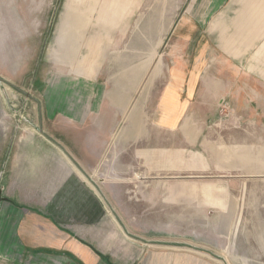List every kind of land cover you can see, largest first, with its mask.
Segmentation results:
<instances>
[{
    "label": "rangeland",
    "instance_id": "374dc122",
    "mask_svg": "<svg viewBox=\"0 0 264 264\" xmlns=\"http://www.w3.org/2000/svg\"><path fill=\"white\" fill-rule=\"evenodd\" d=\"M108 2L101 0L83 26L77 0H0V108L14 132L38 123L51 80L63 76L64 94L75 99L86 83L96 85L99 103L116 113L117 136L132 137V150L180 156L175 180L170 171L147 178L150 188L154 181L181 186L179 204L167 189L164 203L150 204L149 216L163 217L153 220L160 231L149 237L167 256L180 252V264H264V108L242 113L220 95L222 46L264 52V0H122L124 17L111 31L102 27ZM233 67L239 85L252 87L258 83L245 76L264 72V56ZM171 89L175 102L159 109L162 91ZM157 116L172 128L156 127ZM244 120L255 126L237 129ZM238 132L255 136L246 141L255 142L258 167L222 175V151L227 155ZM3 253L0 264H19Z\"/></svg>",
    "mask_w": 264,
    "mask_h": 264
},
{
    "label": "crops",
    "instance_id": "0c3cea01",
    "mask_svg": "<svg viewBox=\"0 0 264 264\" xmlns=\"http://www.w3.org/2000/svg\"><path fill=\"white\" fill-rule=\"evenodd\" d=\"M84 1L77 0L76 10L83 18L78 24L83 26L100 8L101 0ZM123 10L122 0H109L102 6L106 17L102 27L114 30L122 22ZM222 47L227 61L221 97H229L242 113L264 108V94L257 86L264 81V72L245 76L244 81L257 85L248 87L241 82L240 86L241 75L233 67L257 64L264 52L255 53L254 47L245 52L237 45ZM77 75L84 76L83 72ZM83 89L75 99L74 94H64L63 76L51 80L39 105L38 123L21 128L18 134L5 107L0 108L4 114L0 118L3 254L19 258V264L26 258L29 264H166L171 256V264H180V252L167 256L158 238L149 237L150 232L159 234L158 223L153 220L163 216H149L148 208L160 199L165 202L166 189L173 194L172 203L177 200L179 204L181 186L172 183L166 188L154 181L150 188L147 184L150 174L154 178L160 171H170L175 180L181 172L180 156L164 150H132V137L117 136L116 113L99 103L96 85L86 83ZM176 96L175 89L162 91L159 109L173 104ZM166 122L157 116L155 126L172 128V123ZM254 122L235 124L237 129H250ZM246 136L255 138L238 132L236 141L227 142V155L222 151L220 163L222 175L230 168L258 167L255 142L246 141ZM245 153L251 162H245ZM175 160L178 163L172 164ZM247 174L252 176L253 172ZM150 241H154L152 245Z\"/></svg>",
    "mask_w": 264,
    "mask_h": 264
},
{
    "label": "water",
    "instance_id": "95a60500",
    "mask_svg": "<svg viewBox=\"0 0 264 264\" xmlns=\"http://www.w3.org/2000/svg\"><path fill=\"white\" fill-rule=\"evenodd\" d=\"M3 81V80H2Z\"/></svg>",
    "mask_w": 264,
    "mask_h": 264
}]
</instances>
